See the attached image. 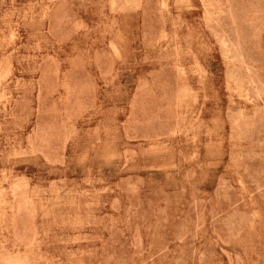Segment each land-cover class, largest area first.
<instances>
[{"label":"rangeland","instance_id":"374dc122","mask_svg":"<svg viewBox=\"0 0 264 264\" xmlns=\"http://www.w3.org/2000/svg\"><path fill=\"white\" fill-rule=\"evenodd\" d=\"M0 264H264V0H0Z\"/></svg>","mask_w":264,"mask_h":264}]
</instances>
